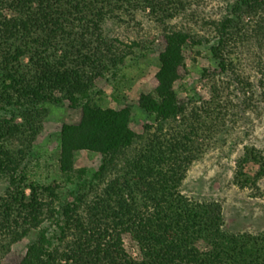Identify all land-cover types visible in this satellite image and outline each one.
<instances>
[{
    "label": "trees",
    "instance_id": "trees-1",
    "mask_svg": "<svg viewBox=\"0 0 264 264\" xmlns=\"http://www.w3.org/2000/svg\"><path fill=\"white\" fill-rule=\"evenodd\" d=\"M234 1L224 18L229 31L211 47L230 72L235 66L228 55L244 35L245 18L264 11V0ZM184 8L183 0H0V182L6 184L0 262L13 244L37 231L20 264H264V233H229L221 204L181 192L200 144L164 134L161 125L138 134L128 107H102L89 99L96 81L140 46L109 25L129 26L152 10V18L167 27L170 49L159 54L154 92L143 94L139 104L167 124L185 48L200 44L187 27L168 28ZM260 66L264 105V62ZM65 101L81 108L82 116L68 128L61 171L69 177L67 166L79 152L102 158L91 180L80 185L69 214L58 209L62 184L33 180L27 168L43 130L44 105ZM237 169L236 184L256 188L264 177V153L246 147ZM77 173L83 179L87 171ZM127 230L134 233L137 257L125 244Z\"/></svg>",
    "mask_w": 264,
    "mask_h": 264
},
{
    "label": "rangeland",
    "instance_id": "rangeland-1",
    "mask_svg": "<svg viewBox=\"0 0 264 264\" xmlns=\"http://www.w3.org/2000/svg\"><path fill=\"white\" fill-rule=\"evenodd\" d=\"M183 1L184 13L171 20L168 28L187 27L200 44L185 48L186 63L181 69V79L172 88L174 99L167 124L150 116L139 104L143 94L154 92L159 54L170 49V41L165 36L167 27L152 18V10L139 14L137 21L129 26L109 25L110 31L122 40L135 41L140 46L119 69L96 81L89 99L102 107H128L131 127L138 134H143L147 125L153 126V130L161 125L164 134L194 139L203 150L187 171L181 192L191 198L221 204L224 228L229 233H264V177L252 189L240 188L235 180L237 162L246 147H255L264 153V105L257 87L260 65L264 62V11L254 20L245 18L244 35L237 40L236 52L228 55L235 66L234 72H230L228 66L214 58L211 47L229 31L224 18L235 1ZM44 108L47 115L43 130L34 143L27 168L33 180L62 184L58 209L69 214L80 185L91 180L102 158L95 153L79 152L67 166L71 178L63 173L59 167L63 144L69 126L80 121L82 110L71 107L67 101L45 104ZM83 168L87 173L80 179L77 170ZM5 187L0 182V194ZM137 200L140 208L142 201L140 197ZM37 236L38 232L33 231L13 244L0 264H20ZM123 237L131 255L137 257L139 251L133 231L127 230ZM200 246L206 248L203 243Z\"/></svg>",
    "mask_w": 264,
    "mask_h": 264
}]
</instances>
